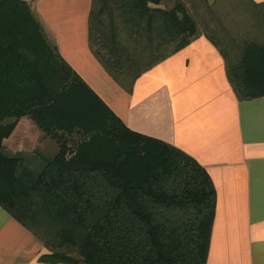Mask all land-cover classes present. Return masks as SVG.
I'll return each mask as SVG.
<instances>
[{
    "label": "trees",
    "instance_id": "trees-1",
    "mask_svg": "<svg viewBox=\"0 0 264 264\" xmlns=\"http://www.w3.org/2000/svg\"><path fill=\"white\" fill-rule=\"evenodd\" d=\"M148 1H125L123 17L137 38L163 28L177 43L175 51L202 33L221 48L198 10L183 1L167 9ZM245 3V11L260 13V6ZM99 6L94 0L92 21L99 20ZM216 21L241 52L233 63L222 50L237 97L264 96V40L233 34L221 17ZM121 28L118 23L113 32ZM120 42L116 38L110 56L102 58L112 73L131 75L133 82L167 57L153 56L143 67L140 58L119 53ZM23 117L44 132L53 152L39 151L45 160L39 172L4 151V139ZM216 198L203 165L170 143L131 130L72 68L30 1L0 0V205L51 250L43 261L207 264Z\"/></svg>",
    "mask_w": 264,
    "mask_h": 264
},
{
    "label": "crops",
    "instance_id": "crops-1",
    "mask_svg": "<svg viewBox=\"0 0 264 264\" xmlns=\"http://www.w3.org/2000/svg\"><path fill=\"white\" fill-rule=\"evenodd\" d=\"M28 1L63 58L131 130L180 148L206 168L217 194L207 264H264V96L240 100L234 92L222 50L233 63L241 52L230 36L220 31V48L202 33L175 51L177 43L169 42L166 29L137 38L124 16V28L151 56L149 62L167 55L133 82L131 75L112 73L102 58L104 46L121 39L120 33L98 31L104 0L99 20L93 21L94 0ZM247 3L262 13L246 11L248 17L264 21V0ZM148 5L167 9L153 0ZM45 142L44 132L23 117L4 139V151L39 172L45 160L38 149ZM50 253L32 229L0 205V264H70L43 261Z\"/></svg>",
    "mask_w": 264,
    "mask_h": 264
},
{
    "label": "rangeland",
    "instance_id": "rangeland-1",
    "mask_svg": "<svg viewBox=\"0 0 264 264\" xmlns=\"http://www.w3.org/2000/svg\"><path fill=\"white\" fill-rule=\"evenodd\" d=\"M106 1L108 7L101 10L102 24H97L99 25V27H97L98 31L102 32V36H106L113 30L117 31L118 23H120V25L122 24L123 28H121L119 33L121 34L120 41L123 43L124 47H122V51H120V53H122L125 57L136 56L137 58H140V65L144 66L149 62L148 60H150L151 56L144 53L145 49L137 48L136 45L133 44V40L130 39L127 29L124 28L125 24L122 23L123 13L126 10L124 6L126 2L122 0ZM178 1H183L186 3L191 10H198L200 15L206 18L209 22V31L218 38L220 36V31L223 30L220 26H218L217 21L215 22L216 18L219 16L223 19V22L227 24L229 29L234 30L232 31L233 34L236 33V35L239 34L242 36H248L249 34H252L253 36L258 37V39L262 41L264 40V21H258V19L248 17L246 11L241 5L242 0H159V2L162 3L166 8L172 7ZM209 5H213L211 10H209ZM259 14L262 13L260 12ZM253 25H257L256 33H249L248 30H253ZM239 28L243 31H241ZM98 45L100 44L98 43ZM104 49L105 52L102 50V54L105 57L110 56V48L104 46ZM236 63H239V61ZM49 149H51L49 144L45 142L39 146L38 150H41L48 155L53 153L52 150Z\"/></svg>",
    "mask_w": 264,
    "mask_h": 264
}]
</instances>
